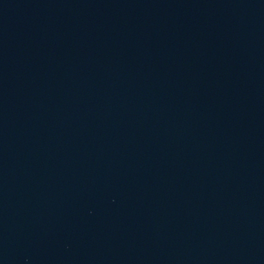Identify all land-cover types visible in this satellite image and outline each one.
Here are the masks:
<instances>
[{
	"label": "water",
	"instance_id": "water-1",
	"mask_svg": "<svg viewBox=\"0 0 264 264\" xmlns=\"http://www.w3.org/2000/svg\"><path fill=\"white\" fill-rule=\"evenodd\" d=\"M0 264H264V0H0Z\"/></svg>",
	"mask_w": 264,
	"mask_h": 264
}]
</instances>
